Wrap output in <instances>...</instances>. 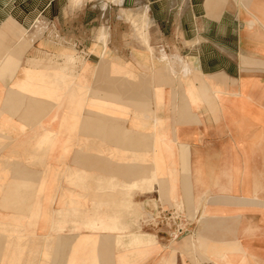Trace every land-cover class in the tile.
Here are the masks:
<instances>
[{
	"label": "crops",
	"instance_id": "1",
	"mask_svg": "<svg viewBox=\"0 0 264 264\" xmlns=\"http://www.w3.org/2000/svg\"><path fill=\"white\" fill-rule=\"evenodd\" d=\"M121 6L125 31L117 34L120 11L107 5L98 14L107 42L91 41L100 54L121 53L104 62L106 83L139 96L130 83L152 85L142 97L149 106L139 101L136 138L127 135V124L115 130L122 138L111 145L90 142L91 162L113 165L106 187L29 192L56 198L26 224V234H3L16 216L0 205V264H264V0H121ZM81 7L0 0V37L8 42L0 51L51 50L52 36ZM40 17L57 27L36 28ZM33 107L30 101L21 114ZM150 110L154 122L142 123ZM72 143L42 144L67 146L69 162L80 163L83 141ZM108 148L121 162L110 159ZM99 171L90 175L101 179ZM160 207L189 219L179 238L151 221Z\"/></svg>",
	"mask_w": 264,
	"mask_h": 264
},
{
	"label": "rangeland",
	"instance_id": "2",
	"mask_svg": "<svg viewBox=\"0 0 264 264\" xmlns=\"http://www.w3.org/2000/svg\"><path fill=\"white\" fill-rule=\"evenodd\" d=\"M67 1L77 6L82 4V7L75 16L67 19L63 33L52 36L54 44H47L51 50L23 51L19 47L18 51L12 53L0 51V55L8 56L6 62L3 58L0 63V87H9L7 92L0 93V205L8 210L7 214L17 217H13L15 227L3 225V234L28 233L31 228L26 227V224L29 225L32 219L40 215L43 204L47 206L55 202L56 197L41 194L31 196V191L42 193L45 189L57 191L59 188L75 186L89 188L91 184L106 187L110 182L107 175L112 174L113 165L110 162L99 165L92 163L90 142L97 141L102 145L108 142L111 145L113 140L122 138L120 132L115 130L127 124L131 130L126 131L127 135L131 140L136 138L132 130H136L139 124V101L142 107L149 106V100L142 97L153 90L152 85L130 83V88L140 91L139 96L137 92L124 90L127 87L122 88L121 83L105 82L104 62L111 58L120 59L121 53H115L114 57L107 51L100 54L91 41L96 37L100 43L106 44V33L101 26L104 20L98 14L102 8L110 5L112 11H120V20L121 0H90V6H84L87 0ZM148 23L146 19L144 24ZM34 26L38 29L47 26L56 28L57 21L51 22L40 17L35 19ZM115 26L118 35L125 31L121 20L115 22ZM93 27H97L95 32ZM137 31L135 24V33ZM7 43L0 37V47H5ZM95 54L97 58L93 57ZM91 66H94L92 72ZM111 74L120 76L121 71L113 68ZM13 99L16 101L11 104ZM30 101L33 102V109H29L27 115H22ZM140 117L142 123L144 118L146 122L154 118L151 110L146 116ZM91 120L96 123L90 124ZM78 139L83 141L84 146L80 163L69 162V151L72 149L67 146L52 149L42 144L60 140L71 145L72 141ZM33 141L42 143L32 147ZM51 150L60 151L59 156L52 157L49 153ZM101 150L107 151V148ZM108 150L110 159L116 160V156L112 155L116 149ZM117 161L121 162V157ZM97 167L103 170L99 171L103 175L101 179L90 175ZM92 178L96 180L92 181ZM159 210L167 209L160 207ZM122 214L119 216L121 219ZM26 215L30 220H23ZM151 221L167 234L168 227L157 224L153 216Z\"/></svg>",
	"mask_w": 264,
	"mask_h": 264
},
{
	"label": "built area",
	"instance_id": "3",
	"mask_svg": "<svg viewBox=\"0 0 264 264\" xmlns=\"http://www.w3.org/2000/svg\"><path fill=\"white\" fill-rule=\"evenodd\" d=\"M153 218L157 224L168 227L167 234L174 239L183 235L187 231L186 227L190 225L189 219L176 209L159 210L153 215Z\"/></svg>",
	"mask_w": 264,
	"mask_h": 264
}]
</instances>
